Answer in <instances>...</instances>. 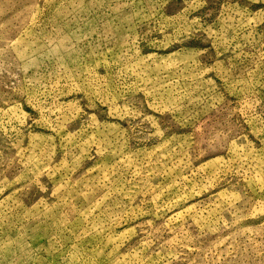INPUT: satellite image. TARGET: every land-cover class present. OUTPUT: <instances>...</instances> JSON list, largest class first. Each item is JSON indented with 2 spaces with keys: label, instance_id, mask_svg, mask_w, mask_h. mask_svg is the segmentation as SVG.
Wrapping results in <instances>:
<instances>
[{
  "label": "rangeland",
  "instance_id": "1",
  "mask_svg": "<svg viewBox=\"0 0 264 264\" xmlns=\"http://www.w3.org/2000/svg\"><path fill=\"white\" fill-rule=\"evenodd\" d=\"M0 264H264V0H0Z\"/></svg>",
  "mask_w": 264,
  "mask_h": 264
}]
</instances>
